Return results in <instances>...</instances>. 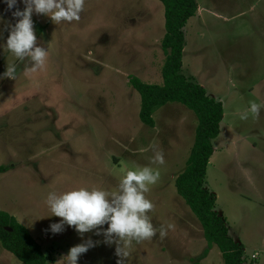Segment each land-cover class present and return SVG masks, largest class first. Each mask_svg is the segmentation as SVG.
Returning <instances> with one entry per match:
<instances>
[{
	"label": "rangeland",
	"instance_id": "374dc122",
	"mask_svg": "<svg viewBox=\"0 0 264 264\" xmlns=\"http://www.w3.org/2000/svg\"><path fill=\"white\" fill-rule=\"evenodd\" d=\"M196 2L184 27L181 72L223 106L205 186L229 235L243 245L246 264H264V0ZM32 20L49 55L45 70L25 76L24 63L15 61L16 80H0V210L27 228L53 264L89 238L96 246L77 264H116V245L103 236L81 237L67 226L48 232L59 218L42 217L49 214L44 197L81 186L116 191L125 170L147 166L159 171L145 194L153 204L148 215L166 234L132 242L124 264H223L174 184L193 143L194 113L167 102L149 127L138 118L140 96L128 82L136 76L162 84L161 2L85 0L78 22L55 25L35 13ZM14 23L0 3V43ZM13 60L0 49V73ZM252 102L258 115L240 119ZM156 152L162 165L150 163ZM0 264L23 263L0 245Z\"/></svg>",
	"mask_w": 264,
	"mask_h": 264
},
{
	"label": "clouds",
	"instance_id": "9594fccd",
	"mask_svg": "<svg viewBox=\"0 0 264 264\" xmlns=\"http://www.w3.org/2000/svg\"><path fill=\"white\" fill-rule=\"evenodd\" d=\"M0 3L6 5L15 19V23L7 29L4 42L0 43V49L14 57L13 62L7 63L5 70L0 73V80L7 78L14 81L20 72L29 76L46 68L48 49L37 43L32 15H43L55 25L62 22L70 24L81 19L85 7V0H0ZM18 4H22L23 8L18 7ZM15 61L24 63L22 71H17ZM259 108L256 103H250L247 112L242 113L240 119H247L249 113L258 115ZM150 163L162 165V153L156 152ZM158 179L159 171L146 166L125 170L116 191L83 186L59 192L49 191L43 201L49 214L42 217L55 216L59 220L50 223L47 231L58 234L67 226L81 237L89 232L103 236L106 245H116V264H124L132 242L149 240L157 231L161 237L166 234L163 226L159 229L153 227L148 215L153 204L145 195ZM94 246L96 242L89 238L70 247L58 262L77 264L78 257Z\"/></svg>",
	"mask_w": 264,
	"mask_h": 264
},
{
	"label": "trees",
	"instance_id": "16d2710c",
	"mask_svg": "<svg viewBox=\"0 0 264 264\" xmlns=\"http://www.w3.org/2000/svg\"><path fill=\"white\" fill-rule=\"evenodd\" d=\"M158 1L163 5L165 28L161 41L165 56L161 68L162 84H148L136 76L128 77V82L140 96L138 118L153 127V113L167 102L180 103L194 113L197 119L194 139L185 167L175 178L176 192L200 222L207 245H215L220 251L223 264H246L243 245L229 235L225 217L215 210V196L205 186L208 160L213 153L212 139L219 134L222 103L181 72L184 27L195 14L197 2ZM4 170L0 166V172ZM0 245L23 264H53L52 257L42 251L27 228L3 210H0Z\"/></svg>",
	"mask_w": 264,
	"mask_h": 264
}]
</instances>
